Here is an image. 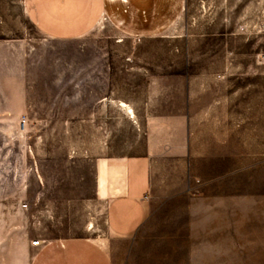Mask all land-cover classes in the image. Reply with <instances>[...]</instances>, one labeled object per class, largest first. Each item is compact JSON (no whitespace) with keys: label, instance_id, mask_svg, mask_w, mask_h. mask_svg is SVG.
I'll return each instance as SVG.
<instances>
[{"label":"rangeland","instance_id":"1","mask_svg":"<svg viewBox=\"0 0 264 264\" xmlns=\"http://www.w3.org/2000/svg\"><path fill=\"white\" fill-rule=\"evenodd\" d=\"M181 79L230 81L251 101L250 166L234 152L231 177L203 183L164 167ZM263 127L264 0H186L163 35L102 22L78 39L50 38L25 0H0V264H29L37 238L79 237L114 264H264ZM135 155L152 156L153 191L142 229L120 239L105 213Z\"/></svg>","mask_w":264,"mask_h":264},{"label":"crops","instance_id":"2","mask_svg":"<svg viewBox=\"0 0 264 264\" xmlns=\"http://www.w3.org/2000/svg\"><path fill=\"white\" fill-rule=\"evenodd\" d=\"M25 3L32 21L53 39L81 38L102 22H109L128 37H156L177 24L186 6V0H25ZM179 83L178 111L169 104L170 122L165 135L174 138H170V145L164 150V167L186 168L192 182L203 183L205 174L212 177L206 182L230 178L231 158H235L232 153L243 152L241 166L251 163V101L246 106L236 94L231 96V82L223 79H206L192 85L181 79ZM120 168L118 193L108 203L105 217L115 237L129 239L142 229L148 217L153 159L151 155L130 156L120 163ZM107 178L103 167L99 173L101 191L106 189ZM40 239L46 244L39 249L30 245L33 254L29 264H114L109 253L93 240Z\"/></svg>","mask_w":264,"mask_h":264},{"label":"built area","instance_id":"3","mask_svg":"<svg viewBox=\"0 0 264 264\" xmlns=\"http://www.w3.org/2000/svg\"><path fill=\"white\" fill-rule=\"evenodd\" d=\"M46 244V241L37 238L36 240L31 242V245L37 249L41 248L42 246H44Z\"/></svg>","mask_w":264,"mask_h":264},{"label":"bare ground","instance_id":"4","mask_svg":"<svg viewBox=\"0 0 264 264\" xmlns=\"http://www.w3.org/2000/svg\"><path fill=\"white\" fill-rule=\"evenodd\" d=\"M119 106L128 114L130 115L132 118H134V114L133 111L131 109V107H129L128 105H126L125 103H120Z\"/></svg>","mask_w":264,"mask_h":264}]
</instances>
